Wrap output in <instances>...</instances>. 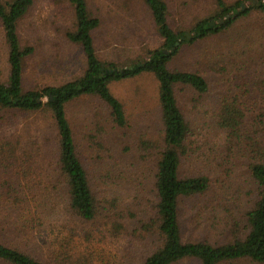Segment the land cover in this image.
Wrapping results in <instances>:
<instances>
[{
	"label": "trees",
	"instance_id": "obj_1",
	"mask_svg": "<svg viewBox=\"0 0 264 264\" xmlns=\"http://www.w3.org/2000/svg\"><path fill=\"white\" fill-rule=\"evenodd\" d=\"M244 1H248L245 7ZM33 2L0 0V25L8 64V76L0 80V111L43 112L48 117L51 137L42 139L35 154L28 149L20 150L7 132V125L12 123L0 119V264H45L47 259L54 264H81L73 258L76 239L91 238L109 223L115 234L124 230V221L116 210L119 198L116 191L109 192L108 188L109 183L119 184L117 181L124 179V173L105 167L103 173L93 175L86 169L67 117V105L82 96L97 98L107 106L115 126L122 128L127 124L126 115L110 84L142 73L151 74L157 81L163 128L157 158L151 165L154 167L150 179L153 207L150 218L142 225V229L155 236V243L142 264H181L192 259L198 264H264V161L256 156L264 142V105H260L248 128L244 108L236 98L231 101L224 97L214 106L212 119L206 124L208 131L193 135L194 119L187 117L179 106L176 90L178 86L187 88L199 100L209 92L208 83L198 72L169 68L170 61L184 46L223 32L234 21L253 12L264 15V0H255V3L237 0L231 5L215 0L218 13L198 20L188 32L172 28L165 0H144L161 45L147 49L144 56L124 66L97 56L96 34L106 23L105 17L93 13L86 0H67L73 20L72 29L65 31V37L81 48L84 69L80 75L61 84L26 90L24 63L33 47L22 44L18 25ZM216 17L223 22L213 21ZM256 86L262 87L258 93L263 92L264 79ZM222 132L229 153H234L231 142L236 141V154L249 161L247 173L256 184L251 206L241 210L242 203H236L234 222L216 216L210 222L212 214L206 216L200 210L203 205L197 208L195 204L190 209L186 205L189 199L210 193L209 170L181 174L184 158L190 153L205 156L208 151L210 159L209 155L214 152V167L229 163V154L219 151L218 138L217 142L209 141ZM198 136H203V143L207 145L206 151L200 153L195 141ZM96 138L97 145L104 147L101 137ZM226 168L228 172L230 167ZM196 209L199 211L193 213ZM190 225L207 229L208 235L190 237L186 230ZM110 260L115 262V256H110ZM84 262L91 263L92 258Z\"/></svg>",
	"mask_w": 264,
	"mask_h": 264
},
{
	"label": "rangeland",
	"instance_id": "obj_2",
	"mask_svg": "<svg viewBox=\"0 0 264 264\" xmlns=\"http://www.w3.org/2000/svg\"><path fill=\"white\" fill-rule=\"evenodd\" d=\"M165 1L169 10V23L176 31L188 32L198 20L216 15L219 9L215 0ZM224 1L231 5L237 0ZM86 2L93 13L105 17L106 23L97 32L95 41L97 56L101 60L124 66L144 56L147 49L161 45V38L155 32L144 0ZM244 3L243 7L248 5V1ZM72 12L67 0H34L27 14L19 21L18 33L22 44L33 47L32 54L24 63V89L38 90L48 85H58L82 73L84 54L78 45L65 37V31L72 29ZM169 68L198 72L208 83L209 92L199 100L187 88L178 86L176 90L179 106L187 117L194 119L193 135H202L208 131L206 124L212 119L214 106L224 97L231 101L236 98L244 108L247 115L245 123L250 128L260 105H264V101H261L264 91L258 93L262 87L256 86L264 79V15L253 12L251 16L234 21L223 32L184 46L170 61ZM261 73L263 77H259ZM7 76V50L0 25V80H5ZM110 89L122 104L127 119L124 127H116L107 106L89 96L71 101L67 105V117L79 156L88 171L99 175L105 167H109L115 168V172L124 173V179L117 181L119 184L109 183L108 188L109 192L117 193L119 201L116 210L120 211L125 228L115 234L110 230L109 223L101 233H95L91 238L76 239L73 258L79 259L81 264H86L84 260L90 257L92 262L87 264H142L155 243V236L142 229V225L151 216L153 184L150 179L154 169L151 165L157 158L163 134L158 85L151 74L142 73L113 82ZM0 119L12 123L7 125V132L12 135L13 142L16 140L19 144L20 150L28 149L35 154L42 139L51 137L48 117L43 112L0 111ZM96 136L104 141V147L97 145ZM217 138L221 147L219 151L223 150L230 156L227 165L214 167V152H211L208 159L209 152L206 151L203 136H198L195 141L199 153L206 151V155L190 153V156L184 158L181 174L194 175L209 170L212 180L209 194L189 199L186 205L188 209L195 204L197 208L203 205L200 210L206 216L212 214L210 222L216 217H226L234 222L236 203H242L241 210L251 206L256 195V184L247 173L249 161L238 158L236 154V141L231 142L234 153H229L224 146L225 133L218 134V137L212 136L209 141L217 142ZM143 143H146L145 148ZM258 152L256 156L264 161V142ZM226 167H230L228 172ZM218 170L221 171L218 173ZM198 211L196 209L193 213ZM186 230L194 239L199 235H208L207 229L192 225L186 227ZM184 237L188 238L187 235ZM110 256H115V262L109 261ZM42 257L47 259L46 256ZM45 261V264H54L49 259ZM181 264L198 262L192 259Z\"/></svg>",
	"mask_w": 264,
	"mask_h": 264
},
{
	"label": "water",
	"instance_id": "obj_3",
	"mask_svg": "<svg viewBox=\"0 0 264 264\" xmlns=\"http://www.w3.org/2000/svg\"><path fill=\"white\" fill-rule=\"evenodd\" d=\"M252 1H253V3L255 2V0H252ZM242 6H243V5H242ZM228 17H229V15L227 14V15H226V18H228ZM218 22H219V23H222V22H223V19H219ZM210 23H211V24H214L213 21H211Z\"/></svg>",
	"mask_w": 264,
	"mask_h": 264
}]
</instances>
